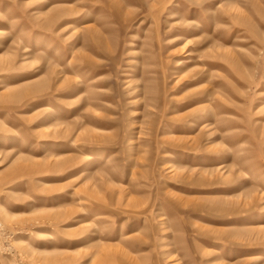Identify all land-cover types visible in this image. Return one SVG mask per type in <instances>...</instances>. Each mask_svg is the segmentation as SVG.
Instances as JSON below:
<instances>
[{
    "label": "rangeland",
    "instance_id": "rangeland-1",
    "mask_svg": "<svg viewBox=\"0 0 264 264\" xmlns=\"http://www.w3.org/2000/svg\"><path fill=\"white\" fill-rule=\"evenodd\" d=\"M0 264H264V0H0Z\"/></svg>",
    "mask_w": 264,
    "mask_h": 264
},
{
    "label": "bare ground",
    "instance_id": "bare-ground-1",
    "mask_svg": "<svg viewBox=\"0 0 264 264\" xmlns=\"http://www.w3.org/2000/svg\"><path fill=\"white\" fill-rule=\"evenodd\" d=\"M36 249V248H35Z\"/></svg>",
    "mask_w": 264,
    "mask_h": 264
}]
</instances>
